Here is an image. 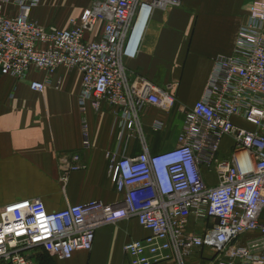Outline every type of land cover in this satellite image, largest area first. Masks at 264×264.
Returning a JSON list of instances; mask_svg holds the SVG:
<instances>
[{
	"label": "built area",
	"instance_id": "built-area-1",
	"mask_svg": "<svg viewBox=\"0 0 264 264\" xmlns=\"http://www.w3.org/2000/svg\"><path fill=\"white\" fill-rule=\"evenodd\" d=\"M39 3L0 0L4 74L23 80L31 69L47 75L76 69L81 110L89 103L98 112L106 102L127 129L135 128L146 103L173 105L167 90L141 77L129 81L123 59L134 54L127 46L141 12L177 7L181 0H92L64 29L31 18ZM47 83L32 80L29 88L41 93ZM162 126L155 121L153 129ZM224 138L232 153L218 159ZM81 144L89 145L85 122ZM68 168H84L79 154H71ZM210 172L214 183L206 177ZM108 174L122 195L114 203L93 200L53 211L40 199L3 205L0 264H39L37 252L70 259L92 249L101 226L128 218L150 232L123 245L129 264H185L204 249L212 264H264V0L250 7L232 54L214 59L202 98L185 112L177 144L156 153L144 145L133 156L113 154Z\"/></svg>",
	"mask_w": 264,
	"mask_h": 264
},
{
	"label": "crops",
	"instance_id": "crops-1",
	"mask_svg": "<svg viewBox=\"0 0 264 264\" xmlns=\"http://www.w3.org/2000/svg\"><path fill=\"white\" fill-rule=\"evenodd\" d=\"M91 1L40 0L31 18L64 29ZM254 1L181 0L177 7L149 12L133 56L123 59L125 72L129 81L141 77L167 90L174 102L168 108L146 103L132 129L121 125L118 109L106 102L98 112L89 103L81 110L76 69L60 67L48 75L31 69L23 80L0 70V208L26 199H40L48 211L120 200L108 174L109 157L136 155L144 145L156 153L177 144L185 112L202 98L214 59L232 54ZM32 80L48 83L40 93L29 88ZM155 121L163 123L161 129H153ZM234 121L248 127L241 119ZM83 122L87 148L81 144ZM72 153L80 155L84 168L68 170ZM149 234L135 218L120 219L96 230L90 251H75L55 264H129L123 245ZM199 254L207 256L188 264H212L210 251Z\"/></svg>",
	"mask_w": 264,
	"mask_h": 264
},
{
	"label": "water",
	"instance_id": "water-1",
	"mask_svg": "<svg viewBox=\"0 0 264 264\" xmlns=\"http://www.w3.org/2000/svg\"><path fill=\"white\" fill-rule=\"evenodd\" d=\"M148 14H149V9L147 8L146 10L143 11L142 20H141L140 24H139V20H137V22L134 25V28L131 32L130 37H129L128 46H127V52L130 54H133L135 52V49H136L138 42L140 40V37L142 35V31H143V28L145 26ZM40 254H41L40 252H37V253H35V256H39ZM31 256L32 255H29V258Z\"/></svg>",
	"mask_w": 264,
	"mask_h": 264
},
{
	"label": "rangeland",
	"instance_id": "rangeland-1",
	"mask_svg": "<svg viewBox=\"0 0 264 264\" xmlns=\"http://www.w3.org/2000/svg\"><path fill=\"white\" fill-rule=\"evenodd\" d=\"M231 142L229 139L227 138H224L222 143H221V150L217 152L216 154V157L218 159H225V158H228L230 156V154L232 153V147H231ZM210 176H209V180L212 178L214 180V173L213 172H210L208 173ZM207 174V175H208ZM206 175V177H207ZM214 182V181H212ZM207 255H202L201 257H199L200 259H203V258H206ZM210 256V255H209ZM211 257V256H210ZM197 257L196 256H192L188 259H190L191 261L193 260H197L196 259ZM189 262V261H188ZM188 262L185 261V264H188Z\"/></svg>",
	"mask_w": 264,
	"mask_h": 264
},
{
	"label": "trees",
	"instance_id": "trees-1",
	"mask_svg": "<svg viewBox=\"0 0 264 264\" xmlns=\"http://www.w3.org/2000/svg\"><path fill=\"white\" fill-rule=\"evenodd\" d=\"M36 260L39 264H55V261L50 258L46 253L40 254Z\"/></svg>",
	"mask_w": 264,
	"mask_h": 264
},
{
	"label": "bare ground",
	"instance_id": "bare-ground-1",
	"mask_svg": "<svg viewBox=\"0 0 264 264\" xmlns=\"http://www.w3.org/2000/svg\"><path fill=\"white\" fill-rule=\"evenodd\" d=\"M142 14H143V12H141V14H140V17H139V24H140V22H141V20H142Z\"/></svg>",
	"mask_w": 264,
	"mask_h": 264
}]
</instances>
